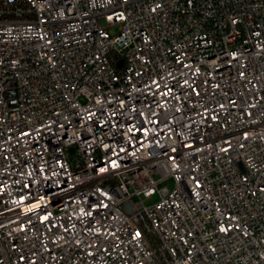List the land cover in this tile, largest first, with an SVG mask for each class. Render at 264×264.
Returning <instances> with one entry per match:
<instances>
[{"label":"built area","instance_id":"built-area-1","mask_svg":"<svg viewBox=\"0 0 264 264\" xmlns=\"http://www.w3.org/2000/svg\"><path fill=\"white\" fill-rule=\"evenodd\" d=\"M0 264H264V0H0Z\"/></svg>","mask_w":264,"mask_h":264},{"label":"rangeland","instance_id":"rangeland-1","mask_svg":"<svg viewBox=\"0 0 264 264\" xmlns=\"http://www.w3.org/2000/svg\"><path fill=\"white\" fill-rule=\"evenodd\" d=\"M166 185H167L169 188H172V187H173V181H172V180H168V181H166ZM149 201H151V199H150V200H147V202H149Z\"/></svg>","mask_w":264,"mask_h":264}]
</instances>
